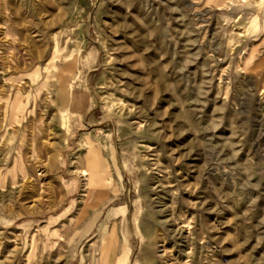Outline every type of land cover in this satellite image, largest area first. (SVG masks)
Wrapping results in <instances>:
<instances>
[{
  "label": "rangeland",
  "instance_id": "374dc122",
  "mask_svg": "<svg viewBox=\"0 0 264 264\" xmlns=\"http://www.w3.org/2000/svg\"><path fill=\"white\" fill-rule=\"evenodd\" d=\"M0 264H264V0H0Z\"/></svg>",
  "mask_w": 264,
  "mask_h": 264
},
{
  "label": "bare ground",
  "instance_id": "6f19581e",
  "mask_svg": "<svg viewBox=\"0 0 264 264\" xmlns=\"http://www.w3.org/2000/svg\"><path fill=\"white\" fill-rule=\"evenodd\" d=\"M54 41L56 42V40H54ZM54 48L55 49L53 50L52 57H51V59L49 61V64L44 69V71L46 72V75L44 76V80H43V82H42V84H41V86L39 88L45 87L46 84L48 83L47 81L49 80L50 76L52 75V72H55V77H56L57 81L59 82V87H60V88H58V92L60 94V97H58V99H57L58 104L60 106L59 107V112H60V114L63 115L64 114L63 111L64 110H66V111L68 110L67 102L70 99L69 98L70 97L69 96L70 95V85L68 84V82H67V80L65 79V76H64V70H65V67H67L66 64L64 63V66L60 68V64L62 62H65V61H63L62 57H60V55L57 54L56 47H54ZM58 48H59V46H58ZM74 60H76V59H74ZM39 88H38V91H39Z\"/></svg>",
  "mask_w": 264,
  "mask_h": 264
}]
</instances>
